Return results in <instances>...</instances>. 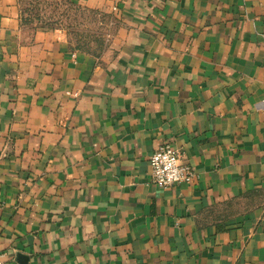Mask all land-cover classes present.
Instances as JSON below:
<instances>
[{"label": "crops", "instance_id": "0c3cea01", "mask_svg": "<svg viewBox=\"0 0 264 264\" xmlns=\"http://www.w3.org/2000/svg\"><path fill=\"white\" fill-rule=\"evenodd\" d=\"M100 55L0 0L4 264H264V0H75ZM168 143L190 183H149Z\"/></svg>", "mask_w": 264, "mask_h": 264}, {"label": "rangeland", "instance_id": "374dc122", "mask_svg": "<svg viewBox=\"0 0 264 264\" xmlns=\"http://www.w3.org/2000/svg\"><path fill=\"white\" fill-rule=\"evenodd\" d=\"M23 29L58 30L73 50L100 55L117 28L112 14L85 7L75 0H20Z\"/></svg>", "mask_w": 264, "mask_h": 264}, {"label": "built area", "instance_id": "2783aa9c", "mask_svg": "<svg viewBox=\"0 0 264 264\" xmlns=\"http://www.w3.org/2000/svg\"><path fill=\"white\" fill-rule=\"evenodd\" d=\"M149 183L165 189L179 183H190L192 169L182 162L180 150L171 144L158 146L149 159ZM0 264H4V254L0 251Z\"/></svg>", "mask_w": 264, "mask_h": 264}]
</instances>
